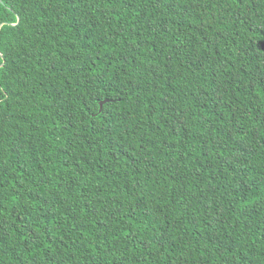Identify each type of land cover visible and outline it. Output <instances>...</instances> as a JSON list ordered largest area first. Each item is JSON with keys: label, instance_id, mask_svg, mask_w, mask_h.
Wrapping results in <instances>:
<instances>
[{"label": "trees", "instance_id": "obj_1", "mask_svg": "<svg viewBox=\"0 0 264 264\" xmlns=\"http://www.w3.org/2000/svg\"><path fill=\"white\" fill-rule=\"evenodd\" d=\"M0 57V264H264V0H0Z\"/></svg>", "mask_w": 264, "mask_h": 264}, {"label": "snow or ice", "instance_id": "obj_2", "mask_svg": "<svg viewBox=\"0 0 264 264\" xmlns=\"http://www.w3.org/2000/svg\"><path fill=\"white\" fill-rule=\"evenodd\" d=\"M3 63H4V58L0 57V64H3Z\"/></svg>", "mask_w": 264, "mask_h": 264}, {"label": "water", "instance_id": "obj_3", "mask_svg": "<svg viewBox=\"0 0 264 264\" xmlns=\"http://www.w3.org/2000/svg\"><path fill=\"white\" fill-rule=\"evenodd\" d=\"M105 102H106V101H103V102H102V106L104 105Z\"/></svg>", "mask_w": 264, "mask_h": 264}]
</instances>
